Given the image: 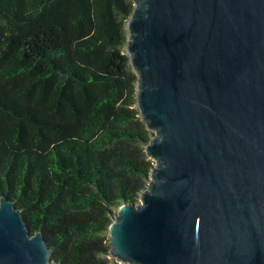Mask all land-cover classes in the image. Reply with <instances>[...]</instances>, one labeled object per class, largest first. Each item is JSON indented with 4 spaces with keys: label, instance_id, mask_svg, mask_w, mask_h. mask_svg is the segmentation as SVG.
Wrapping results in <instances>:
<instances>
[{
    "label": "water",
    "instance_id": "95a60500",
    "mask_svg": "<svg viewBox=\"0 0 264 264\" xmlns=\"http://www.w3.org/2000/svg\"><path fill=\"white\" fill-rule=\"evenodd\" d=\"M127 51L156 160L109 227L129 264H264V0H134ZM0 264H62L0 200Z\"/></svg>",
    "mask_w": 264,
    "mask_h": 264
},
{
    "label": "trees",
    "instance_id": "16d2710c",
    "mask_svg": "<svg viewBox=\"0 0 264 264\" xmlns=\"http://www.w3.org/2000/svg\"><path fill=\"white\" fill-rule=\"evenodd\" d=\"M134 0H0V200L62 264H120L107 233L138 203L154 133L123 48Z\"/></svg>",
    "mask_w": 264,
    "mask_h": 264
},
{
    "label": "rangeland",
    "instance_id": "374dc122",
    "mask_svg": "<svg viewBox=\"0 0 264 264\" xmlns=\"http://www.w3.org/2000/svg\"><path fill=\"white\" fill-rule=\"evenodd\" d=\"M129 35V34H128ZM128 41H129V37H128ZM127 44H128V42L126 43V45L124 46V48H123V51L127 54V55H129V53H128V51H127ZM130 56V55H129ZM138 107V106H137ZM141 115V114H140ZM152 159V158H151ZM153 161H154V164H156V160L155 159H152ZM155 166V165H154ZM140 202V201H139ZM115 220V219H114ZM107 237L109 238L110 237V233H109V231H108V233H107ZM111 257L112 258H116V257H113L112 255H111ZM51 259H52V257H51ZM117 259V261L120 263V264H129V263H127V262H123L122 260H120V259H118V258H116Z\"/></svg>",
    "mask_w": 264,
    "mask_h": 264
}]
</instances>
